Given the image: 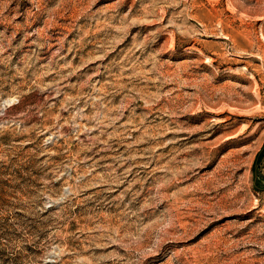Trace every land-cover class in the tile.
Segmentation results:
<instances>
[{"label": "rangeland", "instance_id": "obj_1", "mask_svg": "<svg viewBox=\"0 0 264 264\" xmlns=\"http://www.w3.org/2000/svg\"><path fill=\"white\" fill-rule=\"evenodd\" d=\"M0 264H264V0H0Z\"/></svg>", "mask_w": 264, "mask_h": 264}]
</instances>
